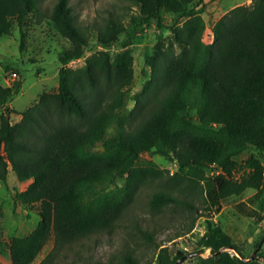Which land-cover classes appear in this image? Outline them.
<instances>
[{
    "label": "trees",
    "instance_id": "trees-1",
    "mask_svg": "<svg viewBox=\"0 0 264 264\" xmlns=\"http://www.w3.org/2000/svg\"><path fill=\"white\" fill-rule=\"evenodd\" d=\"M126 1L141 25L156 21L163 27L165 13L179 16L171 26L173 39L160 40L148 57L150 75L139 92L132 94L134 55L127 42L116 53L92 52L83 69L68 66L85 56L92 39L69 0H56L49 14L71 44L59 54L57 90L17 112L6 104L20 82L0 83V182L10 169L19 181L30 182L16 190L15 203L38 205L40 215L28 235L11 239L12 264H32L52 235L53 249L40 264L59 250L111 233L131 219L145 187L152 190L151 212H192L189 230L200 209L218 212L224 200L247 189L264 194V0L227 11L213 25L211 42L204 41L207 23L197 8L205 0ZM37 10L38 0H0V36L11 35L13 21L21 26ZM126 33L123 20L111 16L95 37L109 47ZM14 113L20 115L16 122ZM153 150L174 160L177 170L140 160ZM138 231L157 250L154 259L144 262L126 244L98 264H182L183 250L172 254L155 242L154 232ZM262 241L264 236L255 252ZM199 244L210 255H200L197 264H263L258 251L248 255L211 220Z\"/></svg>",
    "mask_w": 264,
    "mask_h": 264
},
{
    "label": "rangeland",
    "instance_id": "rangeland-1",
    "mask_svg": "<svg viewBox=\"0 0 264 264\" xmlns=\"http://www.w3.org/2000/svg\"><path fill=\"white\" fill-rule=\"evenodd\" d=\"M253 0H205L197 8L201 11L207 23L204 41L213 40L212 27L227 11L237 5H250ZM56 0H38V10L29 13L20 26L13 21L11 35L0 36V83L5 84V78L12 72H18L20 82L18 93L8 102L11 108L22 112L37 102L43 92H54L58 88V72L61 68L59 54L70 48L71 44L49 19V14ZM73 7L77 23L91 35V44L85 56L72 60L68 66L74 69L85 67V58L97 50L116 53L127 48L133 50L135 80L132 94L142 89L149 78L150 68L147 59L154 52L155 45L163 39L172 40V29L179 16L171 13L164 14L163 27L156 21L148 25L139 24L136 9L126 0H69ZM111 16L120 17L126 25L128 34L121 41L109 47H104L96 40V30L103 26ZM129 35V36H127ZM23 43V45H22ZM22 45V46H21ZM22 47V48H21ZM16 82V83H17ZM135 103L130 101L129 108ZM3 107H0V112ZM13 122L20 119L19 114H12ZM262 156V155H261ZM264 160V155L262 156ZM142 162L153 160L170 172L177 170L176 162L153 150L141 154ZM30 182H21L15 172L10 169L5 182H0V264H12L9 243L15 236L28 235L39 223V206H26L15 203L16 190H25ZM123 183V180H119ZM152 190L147 187L141 190L134 206L131 219L121 224L111 233H103L77 243L70 248L55 252L47 264H98L109 262L125 245L136 248L144 262L154 259V246L143 243L139 229L149 230L155 234V242L169 246L172 254L178 249L186 254L181 259L182 264H197L198 257L209 256L210 249L202 248L200 238L206 232L207 220L213 221L233 238V241L245 249L249 255L259 252V259L264 264V241L255 252L257 240L264 236V194L257 196L255 189H247L240 196H232L224 200L218 212H204L200 209L192 229L193 213L178 207H169L162 212L153 213L148 208L149 194ZM138 225V226H136ZM139 227V229H138ZM139 237H132V234ZM182 233L180 237H175ZM53 235L47 240L44 248L32 264L40 262L53 249ZM230 252L238 253L230 248ZM254 251V252H253Z\"/></svg>",
    "mask_w": 264,
    "mask_h": 264
},
{
    "label": "built area",
    "instance_id": "built-area-1",
    "mask_svg": "<svg viewBox=\"0 0 264 264\" xmlns=\"http://www.w3.org/2000/svg\"><path fill=\"white\" fill-rule=\"evenodd\" d=\"M20 79L18 72H12L5 78L6 86H13Z\"/></svg>",
    "mask_w": 264,
    "mask_h": 264
},
{
    "label": "crops",
    "instance_id": "crops-1",
    "mask_svg": "<svg viewBox=\"0 0 264 264\" xmlns=\"http://www.w3.org/2000/svg\"><path fill=\"white\" fill-rule=\"evenodd\" d=\"M6 106H8V107H10V108L12 107V106H11V105H9V104H6Z\"/></svg>",
    "mask_w": 264,
    "mask_h": 264
}]
</instances>
